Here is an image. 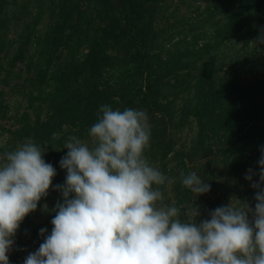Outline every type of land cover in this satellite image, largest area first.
Segmentation results:
<instances>
[{
	"label": "rangeland",
	"instance_id": "obj_1",
	"mask_svg": "<svg viewBox=\"0 0 264 264\" xmlns=\"http://www.w3.org/2000/svg\"><path fill=\"white\" fill-rule=\"evenodd\" d=\"M262 32L264 0H0V156L28 139L44 146L54 188L65 141L86 139L101 105L140 109L146 156L171 180L165 203L195 202L199 219L233 196L254 208L259 176L245 175L264 147ZM193 171L208 193L182 186ZM53 188L22 221L9 264L39 248L41 228L51 233Z\"/></svg>",
	"mask_w": 264,
	"mask_h": 264
},
{
	"label": "clouds",
	"instance_id": "obj_2",
	"mask_svg": "<svg viewBox=\"0 0 264 264\" xmlns=\"http://www.w3.org/2000/svg\"><path fill=\"white\" fill-rule=\"evenodd\" d=\"M264 44V32L255 40ZM57 133L52 134L56 139ZM151 126L146 111L101 105L87 138L71 135L60 160L65 182L53 188L56 169L45 147L28 139L0 156V264L24 218L49 189L60 193L52 230H39V248L23 264H264V147L259 172L245 179L256 189L253 208L235 196L199 219L195 202L183 209L165 203L161 186L171 180L146 156ZM46 146V145H45ZM196 196L210 184L196 172L181 173ZM48 211L47 204L42 206Z\"/></svg>",
	"mask_w": 264,
	"mask_h": 264
}]
</instances>
